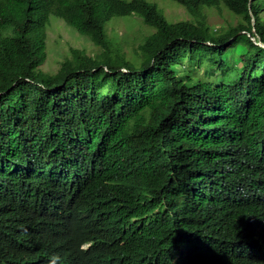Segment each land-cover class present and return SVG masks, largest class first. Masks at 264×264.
Segmentation results:
<instances>
[{
    "label": "trees",
    "instance_id": "1",
    "mask_svg": "<svg viewBox=\"0 0 264 264\" xmlns=\"http://www.w3.org/2000/svg\"><path fill=\"white\" fill-rule=\"evenodd\" d=\"M163 1L0 0V264H264V0Z\"/></svg>",
    "mask_w": 264,
    "mask_h": 264
},
{
    "label": "rangeland",
    "instance_id": "2",
    "mask_svg": "<svg viewBox=\"0 0 264 264\" xmlns=\"http://www.w3.org/2000/svg\"><path fill=\"white\" fill-rule=\"evenodd\" d=\"M158 2L161 8L165 9L166 17L171 21L188 20L191 18L182 8L173 3L163 0H151ZM207 14V23L210 27L217 29L219 32L224 33L230 25H235L236 20H233L229 14L223 12L219 14L218 11L209 10ZM139 23L133 17L124 19H117L112 21L108 28V33L111 38L118 41H131L139 43L143 38V33ZM47 52L48 58L42 71L49 74L56 73L62 62L71 57L74 50L85 51L89 56H94L98 52V48L93 46L86 38L80 37L75 30L66 26L62 20L52 19L51 25L47 30ZM230 70L238 73L240 64L235 62L230 63ZM205 70L201 69L199 72L203 74Z\"/></svg>",
    "mask_w": 264,
    "mask_h": 264
},
{
    "label": "water",
    "instance_id": "3",
    "mask_svg": "<svg viewBox=\"0 0 264 264\" xmlns=\"http://www.w3.org/2000/svg\"><path fill=\"white\" fill-rule=\"evenodd\" d=\"M258 45H260V46L264 47V45H263V44H261V43H260V44H258Z\"/></svg>",
    "mask_w": 264,
    "mask_h": 264
},
{
    "label": "clouds",
    "instance_id": "4",
    "mask_svg": "<svg viewBox=\"0 0 264 264\" xmlns=\"http://www.w3.org/2000/svg\"><path fill=\"white\" fill-rule=\"evenodd\" d=\"M83 248H85V249H86L87 247H83Z\"/></svg>",
    "mask_w": 264,
    "mask_h": 264
}]
</instances>
